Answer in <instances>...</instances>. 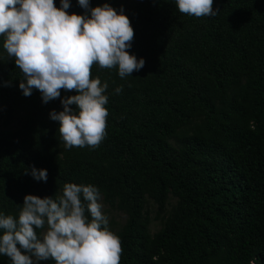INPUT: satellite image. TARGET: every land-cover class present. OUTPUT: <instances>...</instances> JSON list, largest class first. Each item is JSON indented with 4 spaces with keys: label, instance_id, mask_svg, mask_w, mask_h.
I'll return each instance as SVG.
<instances>
[{
    "label": "trees",
    "instance_id": "16d2710c",
    "mask_svg": "<svg viewBox=\"0 0 264 264\" xmlns=\"http://www.w3.org/2000/svg\"><path fill=\"white\" fill-rule=\"evenodd\" d=\"M69 3V15H90ZM89 3L123 8L134 29L129 54L145 66L123 79L93 66L92 78L109 85L107 135L95 150H69L50 113L78 93L62 89L48 103L37 89L25 96L0 37V213L18 219L27 195L93 185L126 217L115 233L121 264H264V0H214L218 14L201 18L180 13L175 0ZM33 167L47 170V182ZM169 194L176 208L151 235L145 199L159 219ZM0 264L11 261L0 255Z\"/></svg>",
    "mask_w": 264,
    "mask_h": 264
},
{
    "label": "clouds",
    "instance_id": "9594fccd",
    "mask_svg": "<svg viewBox=\"0 0 264 264\" xmlns=\"http://www.w3.org/2000/svg\"><path fill=\"white\" fill-rule=\"evenodd\" d=\"M78 3L90 15H69V0H61L60 8L54 0H0V37L23 74L19 88L25 96L37 89L48 103L60 98L62 89L78 93L64 98V110L52 111L50 118L59 122L65 149L95 150L107 135L109 85L99 76L92 78L93 66L117 68L123 79L143 69L145 60L129 54L134 29L123 8L118 14L107 3L95 8L89 0ZM213 3L175 0L180 13L196 18L216 16ZM122 90L117 87L115 93ZM31 175L47 182V170L33 167ZM101 200L98 187L75 183H65L54 198L25 196L18 219L0 213V255L11 264H121L122 241L109 229Z\"/></svg>",
    "mask_w": 264,
    "mask_h": 264
},
{
    "label": "rangeland",
    "instance_id": "374dc122",
    "mask_svg": "<svg viewBox=\"0 0 264 264\" xmlns=\"http://www.w3.org/2000/svg\"><path fill=\"white\" fill-rule=\"evenodd\" d=\"M1 124H2V121L0 120V126ZM12 127L15 128V124H12ZM188 128L189 127H187V129ZM169 143L176 148L181 147V143L178 142L176 138L169 139ZM99 202L102 203L103 205V208H102L103 213L107 215L109 218V229L114 233L118 232L121 229V227L124 226L126 222L125 215L122 212L118 211L117 209L109 207L103 201V199ZM176 205H177V199L173 197L171 194H169L167 201L165 203L164 210L159 216V219H157L156 218L158 215L157 205L153 202L152 199L148 197L145 199L144 217L149 220L148 230L151 235L157 233L162 228V223L166 219L172 216L176 208ZM39 264H46V261H40Z\"/></svg>",
    "mask_w": 264,
    "mask_h": 264
}]
</instances>
